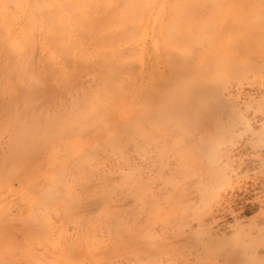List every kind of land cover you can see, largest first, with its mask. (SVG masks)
<instances>
[{
	"label": "bare ground",
	"instance_id": "6f19581e",
	"mask_svg": "<svg viewBox=\"0 0 264 264\" xmlns=\"http://www.w3.org/2000/svg\"><path fill=\"white\" fill-rule=\"evenodd\" d=\"M201 1L0 0V136L7 133L6 145L4 144L0 154V185L11 183L14 179H23L26 171L33 166L34 170L30 172L45 167L46 157L49 156L56 157L50 158V161L57 160L58 166L66 159L82 156L86 171L93 172L101 164L94 162L93 156L84 152L97 148L102 142L114 144L116 150H121L119 133L114 128H122L126 118L131 116V111L123 103L130 89L128 86L135 85L136 103H142L141 107L149 115L148 123L142 130V126L136 124L138 120L141 122L142 117L137 119L134 116L131 123L135 133L138 134L141 130V137L149 140L154 136V130H149L152 127L157 126L167 132L176 127L186 136L198 127L196 120H200L201 135L194 145L185 144L179 150V162L175 164H180L186 171H177L175 167L174 171L177 172L164 178L165 183L172 188L166 197L174 212H165L159 205H155L151 210L148 209L149 212L139 215L141 210L137 208L135 223L131 227L125 224V220L121 221L124 218L114 222L112 226L103 224L104 228L114 226L113 236L110 237L112 241L106 254L112 257L139 250L170 249V246L160 243L156 236L157 239L151 236L150 240L147 231L149 223H154L158 218L172 223L173 218L174 223L178 224L174 227H180L182 223H187L189 217H193L186 210L192 200V191L189 192L188 185L187 192L183 187L187 183L190 185L189 179L187 182L186 180L195 171L199 177L196 185H193L196 186L193 187L196 188L193 192L199 194L201 200H198V204L205 208L207 202H210L209 195L216 193L213 190L214 183H217L215 179H219L215 168L217 146L220 144L217 134L220 130L218 117L222 108L218 92L230 79L242 76L247 71L258 75L261 68L264 70V32L252 31L256 36L247 39L250 31L208 28L211 24L214 26L218 17L215 15L218 13H212L215 21L208 23L210 19L205 11L213 10V6H210L211 9L208 7L210 3L212 5L213 2L216 6L219 3L218 0ZM205 2H210L207 6L209 11L206 10L207 7L205 11L202 8L206 5ZM199 5L202 10L199 16L205 14L208 20L202 15L200 19L199 16L197 18L198 14L195 17L191 12L181 11L200 9ZM216 8L218 7L214 5L215 12ZM180 11L183 14H178ZM214 17H210L211 20ZM202 18L207 22H203ZM245 38L247 41L243 40ZM84 74L95 81L93 87L76 86ZM45 84L49 88V96L46 93L44 103H38L39 94L44 92L38 94L37 91ZM42 88L44 90V86ZM63 93L70 98L72 109L64 111L57 100ZM59 113L65 114L60 116ZM185 120L190 123L184 124ZM48 144L51 149L45 154L43 148ZM195 148H198L199 154L190 155ZM159 152L163 156L170 154L162 148H159ZM135 165L130 167L138 168ZM46 168L51 171L50 164ZM118 172L119 177L113 182H108V179L105 180L100 175L101 181L99 189H95L96 193L75 182L66 183V189H74L79 195L78 204L74 208L66 206L65 211L74 209L77 220L94 222L98 216L114 215L115 211L123 214V209H120L122 207L115 210L109 203L118 187L128 192L133 190L131 193L139 200V205L144 202V196L153 193L150 184L143 179L131 182L129 169ZM82 176H86L83 171L77 173L74 179ZM33 180L35 179L26 181L25 186L32 189ZM220 180L223 181L222 178ZM210 187L213 192L209 190ZM95 195L105 205H101L93 216L91 213L84 216L83 205L86 198ZM152 197L155 198L154 195ZM41 200L46 201L47 197H41ZM200 201L202 202L199 203ZM203 203H207L205 207ZM219 206L217 204L216 208ZM193 208L196 209L192 207V210ZM120 215L116 216L119 219L125 217ZM96 221L98 218L91 223L93 233L95 225L99 224ZM203 231L200 235L207 232ZM89 232H83L84 237L81 234L80 238L87 237L85 234H92ZM200 235L198 232L194 234L195 238ZM212 241L214 245L211 243L207 246V259L212 255L210 252L217 248L214 243L216 241ZM237 257L227 256L224 264L236 261Z\"/></svg>",
	"mask_w": 264,
	"mask_h": 264
},
{
	"label": "rangeland",
	"instance_id": "374dc122",
	"mask_svg": "<svg viewBox=\"0 0 264 264\" xmlns=\"http://www.w3.org/2000/svg\"><path fill=\"white\" fill-rule=\"evenodd\" d=\"M197 3L200 2L197 1ZM209 3L202 6L204 11ZM218 3V6L213 2L212 5L209 4L208 7L213 6V12H210L208 7L206 10L209 12L205 11L210 19L208 23L215 21V17L218 16L214 26L210 23L211 26L209 25L208 28L250 31L247 39H253L256 36V33L252 31L264 32V0H218ZM214 5L218 7L216 8L219 10L218 12L214 11ZM196 9V11L194 9L181 11L183 13L191 12L190 14L194 16L198 14V18L201 7ZM181 11L178 14H181ZM210 13L211 15H209ZM212 13L219 15L214 17ZM205 14H201L202 17ZM210 17H214V19L211 20ZM206 19L202 18L203 22ZM192 20L199 21L198 19ZM247 39L243 40L247 41ZM262 69H260V73L263 72L258 75L247 71L242 76L230 79L218 92V100L222 105L218 117L220 130L217 131L220 144L217 146L218 159L215 163L219 182L215 179L217 183L213 185V190L216 192L212 193L214 196L210 192H213L210 190L211 187L210 191H207L208 194H211L209 195L210 202H207L209 205L203 203V207L205 205L206 207H200L201 204H198V200H201L199 194L193 192V187H196L193 185H196L199 177L198 172L195 171L186 180L187 182L189 179L190 185L187 183L183 187L186 192L188 190L193 192L190 194L192 200L189 201L186 208L193 217H189L187 223H182L183 225L178 226L179 228L174 227L178 224L174 223L173 218L171 219L172 223L164 222L158 218V220L155 219L156 222L154 220V223H149V227L147 226L150 240L151 236L157 237L160 243L170 246V249L139 250L112 257L106 254L112 241L114 226H111L114 222L124 218L121 221L125 220V224L131 227L135 223L134 217L137 216V208L141 210L139 215L149 212L148 209L151 210L155 205H159L165 212H174L166 197L168 191H172L170 185L165 183L166 176H173L177 171H186L180 164H175L179 162V150L185 144L194 145L201 135V121L196 120L198 127L186 136H183L176 127L173 128V125V129L169 132L162 131L157 126L150 129L147 126L149 130H154V136L149 140L143 139L140 132L148 123L149 115L141 107L142 103L141 105L136 103L135 85H129L130 89L123 104L131 111V116L126 118V123L122 128L121 126L113 127L119 133L118 143H122L121 150H116L114 144L108 145L109 143L102 142L97 148H90L84 152L90 157L92 155L94 162L101 164L95 167L93 172L86 171V166L81 160L82 156L66 159L60 166L57 165V160L50 161V158L55 159L56 157L49 156L46 157L44 164L47 167L50 164V172L46 166L30 172L34 170L33 166L26 171L23 179H14L11 183H1L0 264H224L227 256L233 257L234 255L238 256L237 260L230 264H264V70ZM77 82L76 86L81 87L86 85L93 87L95 83L87 74L82 75ZM43 86L44 90H42ZM43 86L42 89L40 87L39 90L37 89L38 94L44 92L39 94L38 103H44L46 93L47 97L49 96L48 86L46 84ZM46 86L47 88H45ZM57 100L63 106L64 111L72 109L70 98L66 97V93H63ZM64 114L59 113L60 116ZM134 116L137 119L142 117L141 122L139 120L136 122L138 126H142L138 134L134 132L131 123ZM186 123L190 122L185 120L184 124ZM96 126L100 127V124ZM6 134L4 132L0 136V138L2 137L0 154L4 144L6 145ZM174 141L180 142L174 143ZM159 148L170 154L163 156V153L159 152ZM43 149L45 154H48L51 145H45ZM197 150L198 148L193 149L190 155L199 154V150ZM125 159L128 160L129 165L126 161L124 162ZM131 165L138 168L130 167ZM175 167H177V171H174ZM128 169L131 182L135 181L134 183H136L143 179L150 184L153 193L141 198L144 202H140L141 205H139V200L131 193L133 190L128 192L118 187L109 203L115 210L122 207L120 209H123L122 215L125 217L119 219L117 216L121 213L116 211L117 216L115 213V216L112 214L106 215V217H104L105 215L98 216L99 222L96 221V223L99 224H94V234L90 227L97 218L94 219V222L86 221L90 223L88 225L85 223V219H83L84 221L77 220L74 209H69V212L65 211L66 206L74 208L78 204L77 196L79 195V192L74 189H66V183L75 182L84 188H91L96 193L95 189H99V181H101L100 175H103L105 180L108 179V182H113L119 177L118 171ZM81 171L85 172L86 176L74 179V176ZM31 179H35L33 180L34 186L29 189L25 186V182ZM36 179L39 180L38 183ZM189 192L186 193L187 196ZM151 195H154L155 198ZM41 197H47V200L42 201ZM163 197L165 198L163 199ZM216 203L220 204L218 208H216ZM103 204V200L97 195L86 198L83 205L84 216L86 213H91L93 216ZM137 204L143 210L139 206L137 207ZM227 204L230 207H227ZM192 207H196V209L192 210ZM121 210L118 209L120 212ZM107 223L112 224L110 228H104L103 224L107 226ZM200 228L201 230H198ZM170 229L171 231H168ZM203 230L205 232L207 230V232L200 235ZM88 231L92 234H85L87 237L81 239V234L83 236ZM196 231L200 235L198 238L194 236ZM172 234H174L173 237ZM214 235L217 237L215 238ZM212 236L215 238L212 240L216 241L214 243L217 248L210 252L212 255L207 259V246L213 244V241H210ZM134 246L136 245L134 244Z\"/></svg>",
	"mask_w": 264,
	"mask_h": 264
}]
</instances>
